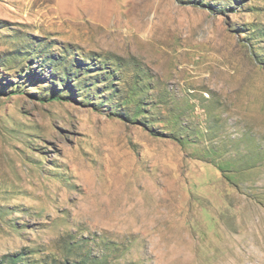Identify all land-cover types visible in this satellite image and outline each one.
Returning <instances> with one entry per match:
<instances>
[{
    "label": "rangeland",
    "instance_id": "obj_1",
    "mask_svg": "<svg viewBox=\"0 0 264 264\" xmlns=\"http://www.w3.org/2000/svg\"><path fill=\"white\" fill-rule=\"evenodd\" d=\"M0 264H264V0H0Z\"/></svg>",
    "mask_w": 264,
    "mask_h": 264
}]
</instances>
